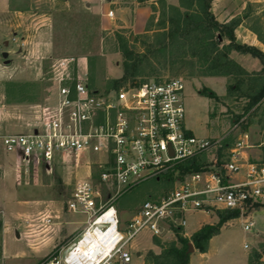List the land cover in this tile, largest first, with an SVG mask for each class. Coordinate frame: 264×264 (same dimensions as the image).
Wrapping results in <instances>:
<instances>
[{
    "label": "rangeland",
    "instance_id": "374dc122",
    "mask_svg": "<svg viewBox=\"0 0 264 264\" xmlns=\"http://www.w3.org/2000/svg\"><path fill=\"white\" fill-rule=\"evenodd\" d=\"M71 1L75 2L69 8H54L50 26L41 34L43 44L31 53L30 59L24 60L27 75L21 74V62L17 64L18 75L12 74L16 61L11 49L9 58L12 61L8 67L2 64L0 53V134L30 131L29 126L41 105L53 100L54 71H61L56 60L74 57L85 62L87 84L99 91L179 77L184 83L185 126L194 135L221 139L228 145L245 129L254 143L259 141L264 129V117L261 116L264 99L254 111L249 110V98L242 94L248 81L241 91L234 88L232 76L206 74L198 61L203 50L196 36L185 40L183 47H168L165 53L159 50L154 54L147 53L148 46L155 48L160 33H164V21L172 14L171 7L179 6L177 0H88L89 9L84 5L85 0ZM108 9L112 11L111 17L107 16ZM243 16L249 38L240 36L241 40L237 41L248 45L255 43L253 46L264 51V0H249ZM120 38L127 41L134 53L148 55L133 79H122L125 58L120 49ZM11 44L12 48L14 43ZM226 45L223 39L219 47ZM0 49H4L2 43ZM229 57L247 71L248 74L243 75L246 79L249 75L256 76L261 69L258 59L249 54L230 51ZM210 153L206 158L212 157ZM247 156L252 162L262 159L261 154L249 157L247 152ZM88 159L85 155L77 164L66 159L65 162L56 160L50 164L41 162L25 166L20 161L14 163V154L5 151L0 139V216L11 226L8 236L3 239L0 264H44L72 240L85 223L86 215L67 210L66 202L76 180L84 179L90 173L96 176L95 171L89 172L87 168ZM173 184L172 176L163 175L144 180L123 193L114 203L120 229L125 230L144 200L164 195ZM260 199L264 201V194ZM252 212L223 223L219 233L207 243L206 259L201 252H191L188 248L186 264H257L260 256L261 264H264V211ZM26 214L29 223L22 219ZM42 216H49L51 222L44 224L40 221ZM183 217L185 225L178 231L182 237L191 235L203 224L218 221L216 209L189 210ZM247 221H252L253 226L245 231L243 226ZM16 232L20 233L19 238L15 237ZM172 242L179 247L173 232L154 237L148 228H142L128 243L130 264H147L146 259L160 255Z\"/></svg>",
    "mask_w": 264,
    "mask_h": 264
},
{
    "label": "built area",
    "instance_id": "2783aa9c",
    "mask_svg": "<svg viewBox=\"0 0 264 264\" xmlns=\"http://www.w3.org/2000/svg\"><path fill=\"white\" fill-rule=\"evenodd\" d=\"M56 61L61 71H54V98L41 105L30 131L0 135L5 151L25 166L66 159L77 164L86 155L89 172L97 173L74 182L66 207L85 214V223L44 264H130L127 246L142 228L157 237L172 227L183 229L186 211L227 209L246 215V208L261 200L264 163L249 161L246 153L264 147V129L257 143L247 131L228 145L194 135L185 126L181 78L99 91L88 86L82 59ZM208 152L212 157L206 158ZM193 163L200 168L193 170ZM169 173L172 188L144 200L121 230L116 200L142 181ZM40 221L49 224L51 218ZM251 226L247 221L243 229Z\"/></svg>",
    "mask_w": 264,
    "mask_h": 264
},
{
    "label": "trees",
    "instance_id": "16d2710c",
    "mask_svg": "<svg viewBox=\"0 0 264 264\" xmlns=\"http://www.w3.org/2000/svg\"><path fill=\"white\" fill-rule=\"evenodd\" d=\"M177 6L171 7L172 14L164 21L166 29L164 33H160V40L155 48L148 46V52L161 53L166 52L168 47H183L184 41H189L193 36L197 37L198 45L203 50L198 57L199 64L204 66L208 75H229L235 81L237 90H243V86L247 83L242 94L249 98L248 109L253 111L258 104L264 99V51L256 46L248 45L237 41L235 36L236 21L226 23L219 22L214 17L211 6L213 0H177ZM182 9V10H181ZM226 40L227 45L219 47L222 40ZM119 45L123 57V76L122 79H133L139 68L140 63L147 60V53H134L129 47L126 40L119 39ZM235 51L240 54H249L258 59L261 69L256 76L249 75V79L244 77L248 74L240 65L229 57V52ZM133 83V82H132ZM121 86H118V88ZM116 88V89H118ZM252 108V109H251ZM264 117V113L261 115ZM258 122H261L258 119ZM242 128L244 125L242 124ZM245 131V129L240 132ZM262 159L264 163V147H262ZM201 165L191 164V168L196 170ZM190 166L181 167L180 172L185 173ZM168 175L172 176V173ZM264 207V201L257 200L252 203L249 208L244 211L245 214ZM240 215L238 210H216L217 223L201 225L190 237H182L178 234L179 229L172 227V232L177 238L179 247L172 242L166 251L156 255L153 259H146L147 264H186L188 259L189 244L203 253L205 252L209 239L217 235L221 226L226 220L236 218Z\"/></svg>",
    "mask_w": 264,
    "mask_h": 264
},
{
    "label": "crops",
    "instance_id": "0c3cea01",
    "mask_svg": "<svg viewBox=\"0 0 264 264\" xmlns=\"http://www.w3.org/2000/svg\"><path fill=\"white\" fill-rule=\"evenodd\" d=\"M74 2L75 1L71 0H0V43H2L4 47V49H0V53H6L5 57H3L1 53V58L2 64L7 65V67L12 61L11 58H9L10 49L11 52L15 53L14 59L16 62L11 69L13 75H18L17 73L20 70L18 69L19 67H17V64L21 62L23 67L25 63L24 60L30 59L31 53L34 54L35 50L39 49L43 44L41 34L45 29L49 28V21L53 15L54 8H57V6L69 8ZM88 2V0H85L84 5L88 6L89 9ZM248 3L249 0H213L212 2L211 10L216 20L222 23L236 21L234 32L237 40H241L240 36L249 38V30L245 24L246 18L243 16ZM107 11L111 10L108 9ZM10 34L13 35H11V38L9 39L7 36ZM18 34H20V37H18ZM242 41L247 42L245 40ZM11 42L14 43L12 48ZM251 44L256 45L255 43ZM24 68L25 67L22 68L23 73H21L23 76L27 75ZM80 68L83 71L84 65L81 64ZM261 150L262 147L249 149V157H257L260 154L262 156ZM16 161L17 160L14 156V163H16ZM261 211H264V207L254 210L252 214L261 213ZM2 217L3 216H0V261L3 254V239L8 236L11 227L9 221ZM260 218L261 217H259V219ZM22 219L24 223H29V215H24ZM257 231L260 232L261 230L257 229ZM26 232L25 234L27 236L28 233ZM184 236L190 237V235L185 234ZM15 237L19 238L20 233L16 232ZM194 250L195 249L192 247L191 252ZM201 255L206 259L204 252ZM261 260L262 256L259 257L260 263L257 264H261Z\"/></svg>",
    "mask_w": 264,
    "mask_h": 264
},
{
    "label": "water",
    "instance_id": "95a60500",
    "mask_svg": "<svg viewBox=\"0 0 264 264\" xmlns=\"http://www.w3.org/2000/svg\"><path fill=\"white\" fill-rule=\"evenodd\" d=\"M2 56L5 57L6 56V53L5 52L2 53ZM191 250H192V246L189 244V251H191Z\"/></svg>",
    "mask_w": 264,
    "mask_h": 264
}]
</instances>
